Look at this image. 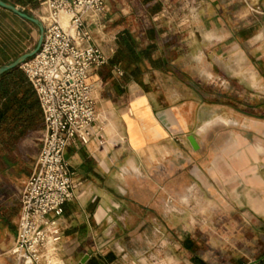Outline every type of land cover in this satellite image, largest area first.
I'll return each instance as SVG.
<instances>
[{"label": "rangeland", "instance_id": "obj_1", "mask_svg": "<svg viewBox=\"0 0 264 264\" xmlns=\"http://www.w3.org/2000/svg\"><path fill=\"white\" fill-rule=\"evenodd\" d=\"M22 8L39 20L38 6ZM262 12L261 0H109L99 32L92 35L104 51H110L115 46L112 37L129 32L138 39L132 41L136 53H149L150 60L138 64L145 79L161 83L156 92L184 98L191 90L205 106L201 119L210 117L225 125L224 137L251 116L253 142L264 139ZM256 32L261 37L250 39ZM39 37L37 27L18 19L0 25V44L17 56L33 51ZM42 140L43 132L31 133L11 154L12 165L0 161V255L13 247L17 202L35 170ZM151 176L134 169L128 183L112 184L116 188L112 227L97 233L101 247L91 252L98 258L114 255L113 264H189L194 242L199 256L217 252L207 246L215 233L198 230L203 217L184 216L181 211L222 207L224 202L202 199L196 185L185 193L182 185L165 183L163 174L160 183H153ZM51 264H63L59 252Z\"/></svg>", "mask_w": 264, "mask_h": 264}, {"label": "crops", "instance_id": "obj_2", "mask_svg": "<svg viewBox=\"0 0 264 264\" xmlns=\"http://www.w3.org/2000/svg\"><path fill=\"white\" fill-rule=\"evenodd\" d=\"M261 5L264 15V0ZM17 8L23 12L22 7ZM11 18L36 27L0 8V25ZM100 25V19L90 22L91 32H99ZM126 35L134 43L138 40L129 32H117L112 37L116 47L110 51H104L94 40L107 59L88 79L98 115L96 128L104 130L105 144L100 146L97 139L88 145L75 141L66 150L74 198L65 205L60 220L58 252L62 263L79 264L86 255L90 260L98 258L91 251L98 252L101 247L97 233L112 227V193L116 189L112 184L128 183V174L136 169L142 174L149 172L153 183H160L163 174L169 186L182 185L187 193L196 185L202 199L224 202L222 207L181 211L184 216L203 217L197 226L199 232L215 233L207 246L217 252L199 256V245L194 242L189 264H264V139L252 142L251 116L224 137L225 125L210 117L201 119L205 106L193 98L191 90L184 98L173 92H156L161 83L145 79L138 63L128 66L115 61L119 38ZM260 37L256 32L250 39ZM19 57L6 44H0V68ZM190 136L196 138L198 151L191 147ZM20 212L19 198L14 224ZM16 233L17 227L11 247ZM11 260L8 254L0 255V264Z\"/></svg>", "mask_w": 264, "mask_h": 264}, {"label": "built area", "instance_id": "obj_3", "mask_svg": "<svg viewBox=\"0 0 264 264\" xmlns=\"http://www.w3.org/2000/svg\"><path fill=\"white\" fill-rule=\"evenodd\" d=\"M108 2L37 0L43 43L21 69L40 103L43 140L35 170L21 193L9 264H51L62 240L64 207L74 198L66 150L75 141L88 145L97 139L100 146L105 144L104 130L96 128L98 115L88 79L107 59L94 43L89 23L100 19Z\"/></svg>", "mask_w": 264, "mask_h": 264}, {"label": "trees", "instance_id": "obj_4", "mask_svg": "<svg viewBox=\"0 0 264 264\" xmlns=\"http://www.w3.org/2000/svg\"><path fill=\"white\" fill-rule=\"evenodd\" d=\"M20 7H37L36 0H2ZM150 60L149 53H136L129 36H121L118 41L117 63H133ZM153 64V61H151ZM155 64V63H154ZM43 113L36 92L21 68L0 77V161L5 166L12 165L11 154L31 133L43 130ZM115 259L109 254L104 258H92L87 264H110Z\"/></svg>", "mask_w": 264, "mask_h": 264}, {"label": "water", "instance_id": "obj_5", "mask_svg": "<svg viewBox=\"0 0 264 264\" xmlns=\"http://www.w3.org/2000/svg\"><path fill=\"white\" fill-rule=\"evenodd\" d=\"M0 8L8 10V11L12 12L13 14L17 15L18 17H20L21 19L33 24L34 26H36L38 28V30L40 32V37H39L36 48L33 51H31L30 53H27V54L19 57L14 62L1 67L0 68V77H1L10 71L21 68L22 65L26 61L33 58L38 53V51L40 50L42 43H43L44 27H43L42 23L37 18H35L34 16H31L27 13L22 12L20 9H18L17 7H15L11 3H7V2L0 0ZM188 141H189V143H190V145L194 151H198L200 149V146H199V144H198V142L194 136H190L188 138ZM89 260H90V256L86 255L81 260V262L79 264H87Z\"/></svg>", "mask_w": 264, "mask_h": 264}]
</instances>
